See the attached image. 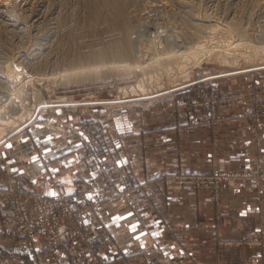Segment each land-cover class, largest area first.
<instances>
[{
	"label": "crops",
	"instance_id": "crops-1",
	"mask_svg": "<svg viewBox=\"0 0 264 264\" xmlns=\"http://www.w3.org/2000/svg\"><path fill=\"white\" fill-rule=\"evenodd\" d=\"M220 77L214 85L221 91L244 96L229 116L222 117L227 113L220 110L210 115L197 100L198 88L191 86L166 102L114 116L92 109L54 111L12 133L0 145V221L12 205V192L21 189L51 199L46 193H58L56 181L68 177L75 187L71 201L87 207L82 219L100 244L103 264H264V182L223 186L215 194L175 181L217 168L250 169L264 156V111L255 113V84ZM93 117L111 146L101 152V165L82 157L94 149L95 134L83 129ZM52 123L75 131L61 139L48 129ZM46 148L51 149L47 156ZM33 157L39 159L33 162ZM116 167L152 182L150 206L133 212L119 201L103 200L104 182L113 178ZM137 223L131 232L129 226ZM0 252L8 264L60 263L43 255L38 239L2 240Z\"/></svg>",
	"mask_w": 264,
	"mask_h": 264
},
{
	"label": "rangeland",
	"instance_id": "rangeland-1",
	"mask_svg": "<svg viewBox=\"0 0 264 264\" xmlns=\"http://www.w3.org/2000/svg\"><path fill=\"white\" fill-rule=\"evenodd\" d=\"M87 1L30 0L26 5L21 4V7L18 6L16 10L12 11L14 18L20 20V27L12 25L6 20L4 15L0 14V104H2L6 94L13 92L19 104H22L27 110H33L29 119L26 118L20 125L11 127L8 130L9 133L0 140V145L12 133L27 126L37 117L47 116L54 111L92 109L103 111L108 116H114L125 109L148 108L158 103L166 102L175 96L176 93L191 86L198 88L197 100L206 106L210 115H217L220 110L227 113L222 114V117L229 116L228 113L232 106L243 100L244 96L240 92H224L216 87L214 81L220 76L227 80V83L233 79H237L238 82L241 79H250L248 81L255 84L257 93L253 97L255 113L264 111V64H261L256 57L254 59H245L239 56L236 61L233 59V62L230 63L224 62L221 58H215L209 62L204 60L199 66L191 69L187 78H181V80H176L177 77L175 76V73L177 76H180L182 74L181 70L174 68L171 73H163L153 80L154 83L151 88L153 91L148 93L151 95L141 97L144 100L150 99L151 101L148 103L144 101L145 103H130L116 106V98L119 94L118 89L136 84L135 75L130 72L119 74L118 76L113 74H109L108 76L106 74V76L104 75L105 77H95V79L72 84H57V82L53 81V78L56 75L58 77V74L63 72L64 68L68 66L64 59H67L73 52L80 51L82 54L99 52L107 42L114 38H121L120 36L123 35L122 29L125 30L124 28H127L128 34L134 42L135 57L133 60L138 62H147L149 57L160 54L164 50H169L173 46L182 47L184 44H192L195 42L192 38V30L196 31V29H194V26H191V17L188 15L190 11L193 12H191L193 17L199 16L201 18H191L194 22L198 20V23L201 22V24L205 25L210 23L213 27V24L217 23L218 26H215V29L218 30L210 31L209 27L212 28V26H209L206 28L200 27L199 32L197 31L198 33L204 31L203 34L212 37L213 40L210 41L211 45H215L216 47H222L227 37L229 35L232 36L226 31L228 27H232L234 31L233 35L247 33L252 38H261L264 36V0H201L202 2L200 0H121L123 2L121 8L123 20L120 23L126 24L121 29H116L109 20L102 22L95 20L91 15L92 1L90 0L88 3ZM187 2H197V5H192L193 8L190 9V7H186ZM103 8L102 11H106L111 16V19H116L111 14L114 11L112 6L111 9L110 5L103 6ZM63 14L67 16L65 17ZM117 18L120 17L118 16ZM101 24L104 25L103 28ZM223 26L227 27L226 30ZM7 64H10L14 68L11 74H8L6 71ZM196 105L199 106L200 104ZM5 111L7 116L10 115V108H6ZM48 127L52 135L58 136L61 139L70 137L75 131L74 128L63 123H52ZM83 129L88 134H95V137L91 141L94 149L85 152V154L86 156L88 155L92 165H101V152L105 151V148L111 147L107 146L109 143L108 133H100L99 120L94 117L84 123ZM262 158L264 159V156L259 157L255 165L250 169L227 170L217 168L207 175L180 176L175 181L179 185L190 186L194 189H213L215 190V194L223 186L234 187L239 184L258 186L264 182V179L259 178L264 175V167L262 168L261 166ZM95 160L97 163L94 162ZM117 168L127 176H134L139 181L147 182L151 185V192L148 195L147 203L138 208L137 211L132 210L128 200L116 197V195L110 196L114 188L113 185L117 173H120L115 170ZM231 173H234V175L238 174L241 177H248V182L242 181L241 178L234 179L233 177H227V174L230 175ZM256 178L257 181H249V179ZM56 182L55 186L58 193L63 195H68V193L74 194V184L71 183L68 177L58 179ZM58 182L65 185L64 190L60 189ZM105 182L107 183L106 187L108 190L103 196L104 201H119L133 212H138L150 206V197L153 191L152 182L142 181L136 175L126 172L122 167L114 168L113 178ZM20 191L27 192L21 189L12 192V205L1 217L0 243L5 239L23 241L9 237L8 235L3 236V232L10 229L9 227H3V218L15 210L14 202L20 196ZM107 196L110 198H106ZM22 197L27 202V207H33L34 200L29 198L28 201L23 195ZM73 206L78 211H82L80 221L84 229L80 227L74 231L72 229L62 231V227L66 224L70 225V223L66 221L67 219L60 216L59 213L63 212L62 207H56L51 209L50 219L46 220L43 226L36 227L37 233L35 237L27 241L38 239V242L42 246L43 255L52 257L57 263H61L62 261L63 264H71L75 258V260H80V264H93V256L89 252L84 251L89 245L94 246L97 249V252L94 253H97L101 257L100 244L83 222L82 215L87 211V207L74 203ZM56 215L59 217L54 218ZM38 220L40 218L36 222ZM30 225L32 224L30 223ZM87 243L89 245H86ZM48 245L57 247V252L59 250L65 251L68 256L57 257L53 252H45ZM69 246L72 249H69ZM2 263L8 264L6 258L0 252V264Z\"/></svg>",
	"mask_w": 264,
	"mask_h": 264
},
{
	"label": "bare ground",
	"instance_id": "bare-ground-1",
	"mask_svg": "<svg viewBox=\"0 0 264 264\" xmlns=\"http://www.w3.org/2000/svg\"><path fill=\"white\" fill-rule=\"evenodd\" d=\"M91 1H92L91 15L93 16L95 20L100 21V22L109 20L111 21L112 26H114L116 29L118 28L121 29L122 26L126 25V24L120 23L122 22L121 20H123L122 19L123 14L121 12L123 2L121 0H114V2L113 0H91ZM28 2H30V0H0V14L4 15V17H6V20L10 22L12 25L19 26L21 22L19 19L14 18L12 11L16 10V8L20 6L21 4L26 5ZM191 3L189 2L186 7H190L191 9L193 8V6H195V4L197 5V2L196 3L191 2ZM106 5H110V9H111V6L114 8V11H112L113 13L111 12V14L114 15L116 19H113V18L111 19V16L106 11H102L104 9L103 6L105 7ZM252 8L254 7L252 6ZM194 10H197V9H194ZM21 11L23 12L22 9ZM191 12L192 11L188 12V15H190L191 18L198 19L199 16L193 17L191 15ZM118 16L121 19L117 18ZM191 18H190L192 22L191 26H194V29H196V31L192 30L193 31L192 38L195 40V42H193L190 45L184 44V46L182 47L173 46L169 50H164L160 54H156L154 56L149 57L147 62H138L136 60H133L135 57L134 42L132 41L130 35L128 34L127 28H124L125 30L122 29L123 35L120 36L121 38H118V39L114 38L113 40L107 42L104 45V48L99 52H94V53H89V54H82L80 51L73 52L70 56L67 57V59H64V61L66 60L65 63H67L68 66L64 68L63 72L58 74L59 75L58 77H56L57 76L56 75L55 78H53V81L57 82V84H72V83H77V82H81L85 80L95 79V77L96 78L103 77L104 75L106 76V74H108V76L109 74L118 76L119 74H123L126 72L133 73L136 78V84L121 87L118 89L119 94L116 98V101H117L116 106H121L125 104H130V103H142V102L145 103L144 101H147L148 103L149 101H151L150 99H147V100L141 99V97L151 95L148 93L153 91L151 89L154 83L153 80L158 75H161L163 73H171L174 68L181 70L182 74L180 73L181 74L180 76H177L175 73V76L177 77L176 80H181V78H187V75L188 73H190L191 69L193 67L199 66L204 60L209 62L215 58H221L222 60H224V62L230 63V62H233V59L234 61H236L237 57L242 56L245 59H248V58L254 59L256 57L261 64H264V56H263L264 36H262L261 38L255 39L249 36L247 33H242V34L237 33V35H233L234 31L232 27L227 28L223 26L225 27V30L227 28L226 31L232 36L229 35L227 37L226 42L224 41L223 42L224 44L222 45V47L219 48V47H216L215 45H211L210 41L213 40V38L209 37L206 34H203L204 33L203 30H202L203 32L201 31L202 33H198L200 27L206 28L212 25L210 23L208 25L207 24L205 25L203 23L201 24V22L198 23V20L197 22H194L192 21L193 19ZM213 25L214 27L213 26L212 28L209 27L210 31L218 30V29H215V26H218L217 23ZM105 26L107 27V25ZM103 27L104 25H102V28ZM6 71L8 74H11L14 71V68L10 64H7ZM6 108L7 109L10 108V112H9L10 115L8 116H7V113H5ZM31 111L33 112V110H27L26 108L22 106V104H19L13 92H9L8 94H6L5 98L2 101V104H0V140L3 139L9 133L8 130L11 127H16L20 125L26 118L29 119L32 114ZM58 186L60 187V189H63V190L65 188V185L61 182H58Z\"/></svg>",
	"mask_w": 264,
	"mask_h": 264
},
{
	"label": "built area",
	"instance_id": "built-area-1",
	"mask_svg": "<svg viewBox=\"0 0 264 264\" xmlns=\"http://www.w3.org/2000/svg\"><path fill=\"white\" fill-rule=\"evenodd\" d=\"M85 152L83 153L82 157H85ZM95 163L96 160L94 161ZM261 166L264 167V159H261ZM119 171L120 169H115ZM120 173H117L116 179L114 181V188L110 196L116 195V197L124 198L125 200L129 201V205L132 208L133 211H137L138 208L145 205L148 201V195L151 192V185L147 182H141L134 176H127L124 174V172L119 171ZM220 176V175H219ZM227 177H233L235 178H241L242 181L248 182V177H241L238 174L231 173L230 175L227 174ZM260 179H264V175L259 177ZM257 181L256 179H249V181ZM232 181V180H231ZM104 185L106 186L107 183L104 182ZM123 189V190H121ZM20 196L15 199V210L8 213L5 218H3V227L10 229L5 230L3 232V236H9L15 239H21V240H32L37 231V226H43L46 220L50 219V212L51 209L56 207H62L63 212H60V216L64 219H67L70 223L63 226L62 231L72 229L73 231L75 229H79L82 227L84 229L83 224L80 221V216L82 214V211H78L76 207L73 206V203L70 200L71 195H63L58 193L57 196L49 199L45 197L41 193L36 192H24L20 191ZM27 198L29 201V198L34 200L33 207L29 208L26 205L25 199L22 197ZM106 198H110L107 196ZM59 217L56 215L54 218ZM37 222L36 220L39 219ZM42 219V220H41ZM33 222V223H32ZM36 222V223H35ZM30 223L32 225H30ZM21 224V226H20ZM76 230V234H77ZM83 237V236H82ZM46 245V244H45ZM86 245H89L88 243ZM69 249H72L70 246ZM69 249H67L69 251ZM50 251L57 255V257L63 256L67 257L68 255L65 253V251L62 252L59 250L57 252V247L54 245H48L46 247L45 252ZM84 252H89L90 255L93 256V264H103L102 258L94 252H97V249L94 248V246H90L85 249ZM54 254V255H55ZM3 264V263H2ZM71 264H80V260L74 258L72 260ZM204 264V263H200Z\"/></svg>",
	"mask_w": 264,
	"mask_h": 264
},
{
	"label": "snow or ice",
	"instance_id": "snow-or-ice-1",
	"mask_svg": "<svg viewBox=\"0 0 264 264\" xmlns=\"http://www.w3.org/2000/svg\"><path fill=\"white\" fill-rule=\"evenodd\" d=\"M58 114H59V113H58ZM7 146H8V147H11L10 144L7 145ZM49 152H51V149H50V148H46V149L44 150V155L47 156ZM38 159H39V157H33V162L37 161ZM118 166H122V165H120L119 162H118ZM41 167H43V165H41ZM13 171L15 172V171H17V169H13ZM48 171H50V172H56V171H58V169H48ZM21 174H22V173H21ZM93 178H95V177H93ZM32 182L35 183L36 181L33 180ZM121 190H123V189H121ZM68 194L71 195L72 193H68ZM46 195L51 196V197H55V196L58 195V193L55 192V191H51V192L46 193ZM87 198H88L90 201L93 200V197H92L91 195H89ZM242 215H244V213H242ZM114 219L119 220V219H121V217H116V218H114ZM117 226H119V225H117ZM138 228H139V223H137V224H133V225H130V226H129V230H130L131 232H136ZM142 234H143V235H147L148 233H142ZM152 235H153V236H159L158 233H152ZM134 238L137 239V240L140 239L139 236H135ZM141 247H144V245L141 244Z\"/></svg>",
	"mask_w": 264,
	"mask_h": 264
}]
</instances>
